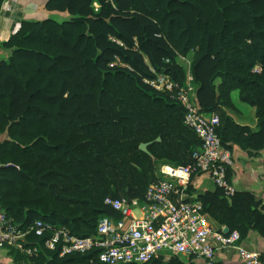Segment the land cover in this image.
Instances as JSON below:
<instances>
[{
	"label": "trees",
	"instance_id": "1",
	"mask_svg": "<svg viewBox=\"0 0 264 264\" xmlns=\"http://www.w3.org/2000/svg\"><path fill=\"white\" fill-rule=\"evenodd\" d=\"M43 10L0 43L11 52L0 65V208L13 224L94 235L100 217L118 218L105 198L142 200L157 163L191 164L200 142L182 106L143 83L151 67L183 87L178 58L190 53L197 103L218 116L222 148L264 147V0H47ZM233 91L255 108L256 131L224 112ZM222 196L216 187L195 200L229 233L264 238L252 197ZM27 242L39 247L35 264H101L95 251L59 258L43 239Z\"/></svg>",
	"mask_w": 264,
	"mask_h": 264
},
{
	"label": "built area",
	"instance_id": "2",
	"mask_svg": "<svg viewBox=\"0 0 264 264\" xmlns=\"http://www.w3.org/2000/svg\"><path fill=\"white\" fill-rule=\"evenodd\" d=\"M178 60L186 74L183 87L151 67L153 77L143 79V83L156 92L172 94L182 106L183 123L200 142L192 153V163L178 167L163 165L165 170L158 172L159 181L148 185L142 200L105 198L104 204L118 218L100 217L94 235L83 238L72 235L63 226H51L40 220L20 227L10 222L0 208V250L12 249L27 259L36 258L39 247L27 242L32 235L43 239V247L55 251L59 258L95 251L101 264H149L156 259L168 262L180 256L194 258L199 264H216V252L226 247L238 252L237 264H260L258 254L243 248L237 231L223 234L213 230L201 203L187 195L190 177L198 174H206L228 198L234 190L226 178L232 167L231 156L216 135L219 118L203 112L197 103L190 74L191 59ZM111 65L127 68L116 57Z\"/></svg>",
	"mask_w": 264,
	"mask_h": 264
},
{
	"label": "crops",
	"instance_id": "3",
	"mask_svg": "<svg viewBox=\"0 0 264 264\" xmlns=\"http://www.w3.org/2000/svg\"><path fill=\"white\" fill-rule=\"evenodd\" d=\"M47 0H3L0 5V43L6 40L17 28L20 21L30 18H40L47 16L43 10ZM10 51L0 48V60H6L10 56ZM192 57V53L186 58ZM181 64V62L178 60ZM232 109L224 108V112L229 116L233 123L240 128H247L256 131L257 120L255 108L241 102L238 91L230 94ZM246 136V134H244ZM227 151L230 153L232 167L230 169L229 184L235 193L248 194L253 202L257 204V210L264 214V147L258 151L243 149L236 141L229 140L226 144ZM163 162L156 164V172H163ZM216 190L211 179L206 174H198L190 177L187 195L196 199L200 194H212ZM223 198L229 202L222 191ZM211 228L217 232L228 234V228L205 214ZM241 245L248 252L259 255V263L264 264V238L255 229L249 228L245 236L241 239ZM178 264H199L194 258L180 256L174 258ZM240 260L238 252L233 247H226L216 252V264H237ZM161 261V260H160ZM162 262L161 264H166ZM0 264H35L32 259H27L21 254H16L12 249L0 250Z\"/></svg>",
	"mask_w": 264,
	"mask_h": 264
},
{
	"label": "water",
	"instance_id": "4",
	"mask_svg": "<svg viewBox=\"0 0 264 264\" xmlns=\"http://www.w3.org/2000/svg\"><path fill=\"white\" fill-rule=\"evenodd\" d=\"M159 139H157V141H158ZM148 145L149 144H141L140 146H139V149L142 151V152H145V153H148L147 152V147H148Z\"/></svg>",
	"mask_w": 264,
	"mask_h": 264
},
{
	"label": "rangeland",
	"instance_id": "5",
	"mask_svg": "<svg viewBox=\"0 0 264 264\" xmlns=\"http://www.w3.org/2000/svg\"><path fill=\"white\" fill-rule=\"evenodd\" d=\"M96 8V7H95Z\"/></svg>",
	"mask_w": 264,
	"mask_h": 264
}]
</instances>
